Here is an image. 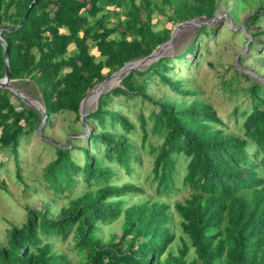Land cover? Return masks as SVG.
I'll return each instance as SVG.
<instances>
[{"label": "trees", "instance_id": "obj_1", "mask_svg": "<svg viewBox=\"0 0 264 264\" xmlns=\"http://www.w3.org/2000/svg\"><path fill=\"white\" fill-rule=\"evenodd\" d=\"M216 7L217 0H0V29L22 21L17 29L0 34L7 46L10 83L16 87L12 81L26 79L36 87L48 117L40 129L43 135L57 113L73 112L80 121V102L95 85L169 39L170 28H156L158 16L172 23L197 16L209 19ZM250 17L246 30L257 21L255 14ZM200 29L204 34L206 26ZM171 69L172 57H160L100 93L96 108L86 109L84 117L86 127H93L86 130L79 124L78 134L86 135L81 140L87 139L88 145L56 146L44 173L55 192L70 191L77 173L87 186L96 187L70 200L58 215L50 211L49 202L40 208L27 206L25 221L6 231L0 264H72L54 242L71 231L77 264H264V85L252 82L247 87L250 107L234 132L204 100H155L147 92L157 79L174 94L196 95L181 88L168 74ZM4 72L0 41V78ZM139 95L157 109L150 113L149 129L144 115H138L136 131L127 115L109 106L116 96ZM42 119L41 112L10 89H0V151L9 150L17 158L22 136L37 130ZM149 133L160 136L161 143H151ZM133 136L140 138L139 144ZM98 145L101 150L93 153ZM74 149L82 154L81 165ZM146 150L152 154L158 194L167 195L178 184L189 190L173 208L153 198L128 204L127 197L140 194L143 187L115 181L118 167L130 176L136 172L134 165ZM181 153L188 159L183 177L175 174L185 163L184 157L177 160ZM119 217L120 232L103 241L99 229ZM176 236L180 245L174 251Z\"/></svg>", "mask_w": 264, "mask_h": 264}, {"label": "rangeland", "instance_id": "obj_2", "mask_svg": "<svg viewBox=\"0 0 264 264\" xmlns=\"http://www.w3.org/2000/svg\"><path fill=\"white\" fill-rule=\"evenodd\" d=\"M253 14L257 17L255 27L251 26L252 28L249 27L246 30L245 22ZM158 17L159 22L156 28L167 27L172 31L179 23L167 22L163 16ZM213 17L209 19L205 16L191 18L197 23L177 29L172 43L162 47L163 49L158 46L156 48L157 55L150 61L148 59L139 64L136 70L146 69L150 63L160 57H172L173 70H169L168 74L174 80H178L182 89H191L197 94L188 96L174 94L168 86L163 85L157 79L147 86V92L155 100L162 97L178 98L188 103L196 97L204 100L212 105L229 131L237 132L239 121L244 118L243 111L250 107L247 87L252 85V82L264 85V0H217ZM153 21L155 22L156 18ZM203 22L208 23L203 24ZM203 25L206 26L204 34L200 33V28ZM250 34H253L254 38L251 39ZM193 44L195 47L193 51L186 53ZM73 47L74 44L69 45L68 50ZM90 53L98 56L95 48H91ZM238 56L240 62L237 61ZM234 69H239L250 75V79L235 72ZM103 71L105 72L106 69ZM122 78L115 79L109 85L105 84L104 88L114 84L110 88L112 89L120 83ZM12 83L33 103L31 105L33 108L43 110L41 97L31 81L14 80ZM97 86L98 84L94 86L93 90ZM96 105L97 100L93 98L90 103H86L84 111L92 110L96 108ZM109 107L127 115L135 124L136 131H140L138 115L140 113L144 115L149 123L147 124V129H149L151 125L150 113L153 109H157V106L142 99L140 95L129 99L124 96H116L112 99ZM79 120H76L73 112L57 113L50 118V123L44 128L43 135L38 133L37 129L22 136L17 158L9 150L0 151V163H4L0 166V244L5 243L6 231L12 224L20 225L25 221L27 206L40 208L42 204L49 202L50 211L54 215H58L62 207L69 205L70 200L86 190L96 187L95 184L87 186L85 182L81 181L80 173H77L74 175V187L70 191L55 192L56 190L49 185L44 177L46 165L56 156V146L61 147L65 142L77 146L88 145L87 139L81 140V137L86 135L78 134L79 124L82 123L80 118ZM82 120L86 124L84 118ZM92 127L93 125H90L86 127V130ZM148 138L154 145L161 143V137L155 133H149ZM132 139L134 143L139 144V137L133 136ZM101 148L102 145H98L96 152L93 153H97ZM72 153L81 165L83 163L81 152L74 149ZM180 157H184L185 163L180 169L176 167L175 174L183 177L186 173L188 159L181 153L177 156L178 161ZM184 160L182 159L183 162ZM134 166L136 172L131 176L118 167L119 176L115 179L117 183L133 181L143 187L140 194L127 197L128 204L142 201L144 198H153L164 199L173 208L175 201L183 200L188 195L189 190L179 184L167 195L157 193L156 182L152 178L153 158L147 150L139 163ZM173 222H178L177 216H174ZM121 223L122 217H119L109 224L102 225L98 236L103 241L110 239L113 233L120 232ZM179 235L180 233L177 236ZM177 236L176 246H173L174 251L180 245ZM74 241L73 231L64 239L54 240L55 247L64 252L72 264H77L79 256L77 251L72 248ZM193 256V250L190 249L189 257Z\"/></svg>", "mask_w": 264, "mask_h": 264}, {"label": "water", "instance_id": "obj_3", "mask_svg": "<svg viewBox=\"0 0 264 264\" xmlns=\"http://www.w3.org/2000/svg\"><path fill=\"white\" fill-rule=\"evenodd\" d=\"M213 19H214V17H213ZM209 21H212V20H209ZM195 23H197V22L194 19L179 22L178 25H177V27L172 29L171 34H170V38L168 39V41L165 42V43H163V44H160L158 46L161 49H163L162 47L166 46L167 44L172 43V40H173L175 31L177 29H179L181 27H184L186 25L195 24ZM205 23H208V22H203V24H205ZM21 24H22V21L20 23H18L16 26L12 27V28H9V29L1 28L0 29V34L2 32H4V31L11 32V31L17 29ZM0 41L2 42V44L4 46V59H5V72H4V75L0 78V89H3V88L10 89L24 103H26L27 105L31 106V105H33V103L29 99H27V97L17 87H14L10 83L11 82V77H10V70H9V67H8V51H7V46H6V43L4 42V40L2 39L1 36H0ZM156 48L151 53H149L148 55H146L144 57H141V58H138V59H135V60H131V61L125 63L120 69H118L117 71L113 72L107 78H105L103 81H101L100 83H98V86L96 87V89L99 90V92H98V94L96 96L97 101H98V98H99V95H100L101 92L108 91L114 85L113 84L112 86H109L108 88H104V85L108 82V80L110 78L115 77V76H118V77H121L122 78L124 75H126L127 73H129L131 69H136L137 67H139V64L144 63L148 59L150 61L154 56L157 55ZM92 91H93V89L91 91H89L85 95V97L81 100L80 106H79V109H80V119H81L82 124H83L84 127H86V124L83 123V120L82 119L84 118V116L87 113V112L84 111V108L86 106V102L88 100V97L92 93ZM31 107H33V106H31ZM37 110L43 114L42 122H41V124L38 127V133H40V129L44 126V124L46 122L47 115L45 113L44 107H43V110H39V109H37Z\"/></svg>", "mask_w": 264, "mask_h": 264}, {"label": "bare ground", "instance_id": "obj_4", "mask_svg": "<svg viewBox=\"0 0 264 264\" xmlns=\"http://www.w3.org/2000/svg\"><path fill=\"white\" fill-rule=\"evenodd\" d=\"M167 46H168V45H167ZM117 78L119 79L118 76H115V77L110 78L106 84L109 85V84L113 83V82L115 81V79H117ZM97 90H98V89L95 88V89L92 91V93L89 95L88 100H87L86 103H90V102L93 100V98L96 99V96H97V94H98ZM96 100H97V99H96ZM85 107H86V106H85Z\"/></svg>", "mask_w": 264, "mask_h": 264}]
</instances>
